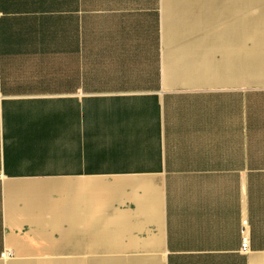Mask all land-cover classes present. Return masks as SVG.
<instances>
[{"label":"crops","instance_id":"0c3cea01","mask_svg":"<svg viewBox=\"0 0 264 264\" xmlns=\"http://www.w3.org/2000/svg\"><path fill=\"white\" fill-rule=\"evenodd\" d=\"M253 1L0 0V264H264Z\"/></svg>","mask_w":264,"mask_h":264},{"label":"rangeland","instance_id":"374dc122","mask_svg":"<svg viewBox=\"0 0 264 264\" xmlns=\"http://www.w3.org/2000/svg\"><path fill=\"white\" fill-rule=\"evenodd\" d=\"M250 1H252V0H250ZM253 2H254V5H253ZM253 2L250 4V6H248V8H245V11L249 12V14H250L249 17H251V19H255L257 21L253 22V23L250 22L249 24H250V26L252 24H254V26L259 25L261 27V29H257L258 27L256 26V29L260 30L257 33L264 34V22H262V20H261V19H264V0H255ZM251 15H253V16H251ZM240 17L242 18L241 15H240ZM244 17L246 18V16H244ZM246 24H248L246 22V20L240 21L239 23H237V30L238 29H239V31L245 30ZM245 37L246 36H243L239 39V36L235 35L232 38H230L231 47H228V48L225 47L226 48L225 50L230 51L234 55V57L238 56L239 66L241 68L240 73H241L242 78L248 73V69H249V68L244 67L245 64L243 61V56L245 55L244 59H248L249 61L253 60V57H254V54H252V53L249 54L247 52L248 50H250V51L252 50V42L250 41V39L247 40V38H245ZM226 41L228 42V39H226ZM255 41H256V45L262 44V43H264V37L257 36ZM224 46H225V44H224ZM257 47H258V45H257ZM257 50L260 52L263 51L260 48H257ZM245 52H247V53H245ZM262 55L263 54H259L260 57L258 60H256V65L260 63V64H263V66H264V62H263L264 57ZM258 61H259V63H258ZM260 68L261 67L256 66V72H255L256 77L258 76V74H261L262 76H264V68H262V69H260ZM243 80H245V79L241 80V85H240L241 87H247V88L249 87V88H254V89H264V84H247Z\"/></svg>","mask_w":264,"mask_h":264},{"label":"water","instance_id":"95a60500","mask_svg":"<svg viewBox=\"0 0 264 264\" xmlns=\"http://www.w3.org/2000/svg\"><path fill=\"white\" fill-rule=\"evenodd\" d=\"M255 72H256V67H251L248 69V73L243 78L241 77V73H240V81L242 79H245L243 81L247 84H264V76H262L261 74H258V76L256 77Z\"/></svg>","mask_w":264,"mask_h":264},{"label":"built area","instance_id":"2783aa9c","mask_svg":"<svg viewBox=\"0 0 264 264\" xmlns=\"http://www.w3.org/2000/svg\"><path fill=\"white\" fill-rule=\"evenodd\" d=\"M247 247H248V237L246 235H243L242 243H241V250L246 251Z\"/></svg>","mask_w":264,"mask_h":264}]
</instances>
